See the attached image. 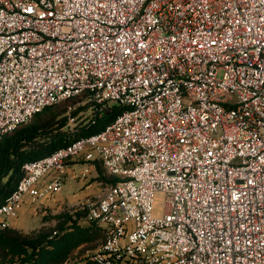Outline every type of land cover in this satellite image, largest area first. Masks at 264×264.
I'll return each mask as SVG.
<instances>
[{"label":"built area","instance_id":"built-area-1","mask_svg":"<svg viewBox=\"0 0 264 264\" xmlns=\"http://www.w3.org/2000/svg\"><path fill=\"white\" fill-rule=\"evenodd\" d=\"M81 96L119 113L24 163L0 229L82 156L118 178L97 264H264V0H0V139Z\"/></svg>","mask_w":264,"mask_h":264},{"label":"trees","instance_id":"trees-1","mask_svg":"<svg viewBox=\"0 0 264 264\" xmlns=\"http://www.w3.org/2000/svg\"><path fill=\"white\" fill-rule=\"evenodd\" d=\"M84 97L45 107L23 125L3 135L0 139V206L14 191L22 178L24 163L47 157L56 150L71 144L80 137L99 132L119 113L116 107L101 116L88 118L75 127L74 132L65 130L70 119L88 110V104L80 105ZM68 103L77 104L69 112ZM68 112V114H67ZM85 162L83 157L67 161V166ZM95 180L106 189L115 185L118 178L106 173L98 160ZM88 208L62 212L52 217L54 225L31 233H22L10 226L0 229V264H97L86 254L103 244L108 231L95 223H85Z\"/></svg>","mask_w":264,"mask_h":264},{"label":"rangeland","instance_id":"rangeland-1","mask_svg":"<svg viewBox=\"0 0 264 264\" xmlns=\"http://www.w3.org/2000/svg\"><path fill=\"white\" fill-rule=\"evenodd\" d=\"M69 112L77 104L68 103ZM80 105H82L80 103ZM68 114V112H67ZM90 117L89 111L77 120L70 119L65 130L75 131V127L80 126ZM72 121V122H70ZM69 173L66 176L62 192L53 195L48 201H38L32 206L20 210L17 217L12 219L10 227L22 233H31L41 228L54 225L52 217L62 212H75L96 203L105 193L106 188L95 180L97 176L95 166L78 160L68 166ZM88 169L85 179L79 178L80 173Z\"/></svg>","mask_w":264,"mask_h":264},{"label":"crops","instance_id":"crops-1","mask_svg":"<svg viewBox=\"0 0 264 264\" xmlns=\"http://www.w3.org/2000/svg\"><path fill=\"white\" fill-rule=\"evenodd\" d=\"M68 173H69V169H68ZM28 206H25V207H23L21 210H23L24 208H27Z\"/></svg>","mask_w":264,"mask_h":264}]
</instances>
